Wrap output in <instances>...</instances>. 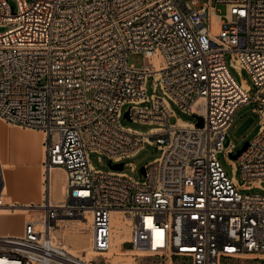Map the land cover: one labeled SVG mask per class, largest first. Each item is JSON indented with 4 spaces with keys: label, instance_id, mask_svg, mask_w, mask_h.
Segmentation results:
<instances>
[{
    "label": "built area",
    "instance_id": "obj_1",
    "mask_svg": "<svg viewBox=\"0 0 264 264\" xmlns=\"http://www.w3.org/2000/svg\"><path fill=\"white\" fill-rule=\"evenodd\" d=\"M0 27V120L44 134V181L59 169L66 188L59 205L45 198L42 219H29L23 236H0V264H74L54 233L60 222L89 218L91 250L103 257L114 213L126 215L133 251L162 262L264 263V194L243 193L264 191V0H0ZM132 54L145 66L130 64ZM228 54L252 86L234 79ZM171 104L203 126L171 124ZM246 105L259 133L235 160L224 143ZM125 107L128 120L154 127L121 126ZM147 144L161 156L139 182L124 162ZM220 153L243 185L227 176ZM91 154L123 169L95 170ZM5 189L0 162V211Z\"/></svg>",
    "mask_w": 264,
    "mask_h": 264
},
{
    "label": "rangeland",
    "instance_id": "obj_2",
    "mask_svg": "<svg viewBox=\"0 0 264 264\" xmlns=\"http://www.w3.org/2000/svg\"><path fill=\"white\" fill-rule=\"evenodd\" d=\"M207 1L208 0H200V5L202 6L203 3H206ZM11 3L12 5H14L13 1H11ZM215 9L218 14L224 17L227 15V8L225 6L219 5L216 6ZM225 21H228L227 17H225ZM5 30L6 28L0 27V33L4 32ZM129 63L137 68H142L145 66L146 61L143 55L132 54L129 57ZM226 63L227 66L229 67L231 75L234 77V79L237 82H242L243 80H245L249 86L253 85L251 78L246 71L239 72L234 68H232L231 56L229 54L226 55ZM146 89L148 96H152L154 94L153 78H150L148 80ZM155 93L156 95L161 96L160 91L157 90ZM147 106H150V104H147ZM171 107L176 116L170 119L171 124H175V122L179 119L190 124L197 123V118L195 117V115L184 113L183 111H181L179 107H177L174 104H171ZM253 107L254 105H246L241 109H239V111L235 115L232 127L228 131V135L224 143V146L228 147L230 144H233L235 148L234 155H236L237 152L242 149L245 143L247 142L250 143L259 133V127H260L259 118L255 113H253L252 111ZM127 110L128 107H125L123 116L120 121L121 126H123L124 128H130L133 130H137L139 132L146 133L154 127L152 125L135 123L128 120L124 116ZM0 128L2 131L8 129H14L20 133L19 136L20 138L16 142V151L14 154L15 155L14 158L11 157L10 153H5L7 149L6 135L4 134L3 136L0 133V146L4 151V152L0 151V162H2L3 165L7 164L9 168H13V166L30 168L32 166V161L34 158V151L32 148V144L25 137V134L38 133L41 135L42 140L44 138V134L39 130L19 128L14 125L5 123L2 120H0ZM38 148H39L37 151L38 163L36 164L38 170L37 177L40 178L41 185L43 186L42 188L43 193L45 192L46 194L47 182L44 181V175L41 174V167H40L42 161L41 152H44L41 142L38 143ZM160 156H161V151L158 149L157 146L147 144L136 157L128 159L124 162L127 164V166L123 169V173H126L128 176L132 177L136 181L141 182L144 180V174L141 172V169L144 168L145 165L158 159ZM89 159L95 170H100L102 172H110L112 170L109 166V161L103 156H100L98 154H91ZM218 160L228 177L235 178L239 185L244 184V180L242 178L241 172L238 169L236 172H234V167L227 160L225 153H220L218 155ZM101 162L103 164H101ZM130 164H133L136 167L135 171H132ZM62 173L60 176L58 173L55 172L53 176V191H54L53 197L54 200L56 199V201H61L63 197V190L61 193V185L62 184L65 185V178H64V173L63 174ZM59 176L62 178L61 181H59ZM58 181H59V185L56 188V190H54ZM262 188L264 189V183L262 184ZM243 193L264 194V191L261 189H255L253 191H248V192L244 191ZM39 207L41 206L34 207V209L39 210ZM30 215L31 218L40 215L37 219H41L43 217L42 216L43 214L41 215L37 212H31ZM17 220L18 218L14 219L13 222H16ZM113 223L114 226H112L111 249L109 253H107L103 257L94 254L92 250L86 253V251L89 248H91V236H90L91 223L85 221L60 222L58 228L54 233V236L56 237V242L62 247H64V249L68 251L72 256H74L77 259H81L86 262H89L90 264H166V262L167 264H174L176 262L175 258L167 259L166 261L162 262L161 259H157L155 257H148L138 251H133V249L130 247V245L127 242L129 229H128V221L126 217L116 215L113 219ZM252 264H262V263L261 261H257V262H252Z\"/></svg>",
    "mask_w": 264,
    "mask_h": 264
},
{
    "label": "crops",
    "instance_id": "obj_3",
    "mask_svg": "<svg viewBox=\"0 0 264 264\" xmlns=\"http://www.w3.org/2000/svg\"><path fill=\"white\" fill-rule=\"evenodd\" d=\"M34 134L36 137L37 144L35 146L34 136L32 141L29 138V135ZM7 139V149L5 153H10L11 157L14 158V154L16 151V142L20 138V133L14 129H8V133L6 134ZM4 136V135H3ZM25 137L29 140L32 144V148L34 151V158L32 161V166L30 168L24 167H15L9 168L7 164L3 165L2 167L6 166L8 169L5 172L4 170V179H5V203L6 209L3 213H0V236H14V237H21L25 234V227L26 223L29 219H32L30 216L31 212H37L39 214H43L42 211L34 209V207H38L42 205L45 201V192L43 193V186L41 185L40 178L37 177L38 170L36 164L38 163V143L41 142L42 148L44 149V138L40 137L38 133H26ZM1 151L2 147L0 146ZM4 152V151H3ZM42 153V161L40 164L41 167V174L44 175L43 170V163L45 161V149ZM16 163V162H15ZM63 171H56L61 176ZM55 173V172H54ZM54 173L52 176H54ZM64 173V172H63ZM62 173V174H63ZM59 176V181H61V177ZM65 178V174H64ZM59 181L54 188L59 185ZM63 185V184H62ZM61 185V193L63 190V197L61 201L54 200L53 193H52V202L55 205H59L60 203L64 202L65 199V185ZM7 190V191H6ZM44 196V198H43ZM62 196V194H61ZM42 199V200H41ZM31 207V208H30ZM29 213V214H28ZM40 215L34 216L33 219H37ZM43 216V215H42ZM18 220L13 222L14 219ZM74 222V221H72ZM91 251L89 248L86 253Z\"/></svg>",
    "mask_w": 264,
    "mask_h": 264
},
{
    "label": "bare ground",
    "instance_id": "obj_4",
    "mask_svg": "<svg viewBox=\"0 0 264 264\" xmlns=\"http://www.w3.org/2000/svg\"><path fill=\"white\" fill-rule=\"evenodd\" d=\"M211 20H212V23H213V26H214V33H216L218 30H219V25L217 24V22H218V20H219V18L218 17H216V15L214 14V12L212 11L211 12ZM195 109V108H194ZM185 125V124H184ZM20 128V127H19ZM30 130H32V129H30ZM0 133H1V135H4L5 133L7 134L8 133V130H4V131H2L1 130V128H0ZM32 136H34V141H35V146H36V144H37V141H36V137H38V136H36V135H34V134H31V135H29V138L31 139V141H32V139H33V137ZM40 137H41V135H40ZM32 143V142H31ZM33 144V143H32ZM0 151H1V148H0ZM3 170H5V172H7L6 170H7V167L5 166H3ZM56 171H61V170H59V169H55V170H53L52 171V173H51V175H50V177L48 176L47 177V179H46V181H47V184H46V190H47V192H46V195H45V198L48 200V199H50V202H51V204L52 205H55V203H53L52 202V193H53V173L54 172H56ZM7 191V190H6ZM65 194V193H64ZM31 208V207H30ZM39 210L40 211H42V213H43V210H42V206L41 207H39ZM5 210L4 209H2L0 212H4ZM116 215H119V216H125L126 217V215H124L123 213H114L113 215H112V226H114V223H113V219H114V217L116 216ZM42 219V218H41ZM40 220V219H39ZM72 222V221H71ZM74 222H80V221H74ZM88 223H91V219L89 218V220H88ZM118 226V225H117ZM86 230V229H85ZM80 232V231H79ZM79 237V236H78ZM71 261H72V263H74V264H90L89 262H86V261H84V260H81V259H77V258H75L74 256L72 257V259H71Z\"/></svg>",
    "mask_w": 264,
    "mask_h": 264
},
{
    "label": "water",
    "instance_id": "obj_5",
    "mask_svg": "<svg viewBox=\"0 0 264 264\" xmlns=\"http://www.w3.org/2000/svg\"><path fill=\"white\" fill-rule=\"evenodd\" d=\"M125 118H128V113L125 114ZM196 118H197V121H198L197 126L202 127L203 126V120H202V118H200V117H196ZM248 146H249V142L245 143L244 146L242 147V149L239 150L237 152V154L234 155L232 158L236 160L241 155V153L244 152L248 148ZM109 166H110V168L112 170H116V171H121L123 169V164L111 165L109 163ZM141 172L144 174V169L143 168L141 169Z\"/></svg>",
    "mask_w": 264,
    "mask_h": 264
}]
</instances>
